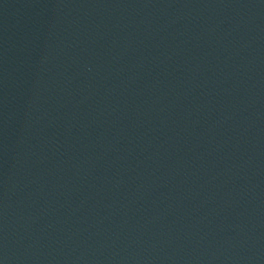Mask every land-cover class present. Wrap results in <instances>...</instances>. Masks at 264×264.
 Masks as SVG:
<instances>
[{"label":"water","instance_id":"obj_1","mask_svg":"<svg viewBox=\"0 0 264 264\" xmlns=\"http://www.w3.org/2000/svg\"><path fill=\"white\" fill-rule=\"evenodd\" d=\"M0 264H264V0H0Z\"/></svg>","mask_w":264,"mask_h":264}]
</instances>
